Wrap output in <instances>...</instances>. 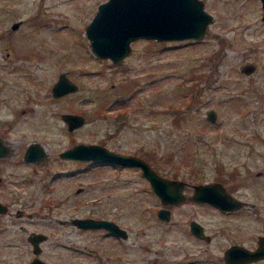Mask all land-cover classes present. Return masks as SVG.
I'll return each instance as SVG.
<instances>
[{
	"label": "rangeland",
	"instance_id": "1",
	"mask_svg": "<svg viewBox=\"0 0 264 264\" xmlns=\"http://www.w3.org/2000/svg\"><path fill=\"white\" fill-rule=\"evenodd\" d=\"M101 1L0 0V136L15 150L0 159V199L9 204L0 211V264L30 263L33 230L47 233L39 257L50 263L196 264L198 252H188L194 241L176 231L187 216L181 210L199 208L196 219L209 221L213 235L214 225L233 220L250 234L264 226L262 202L239 216L186 202L162 219L159 197L149 195L136 166L58 153L78 142L102 143L138 154L163 176L196 183L223 173L248 201L256 199L252 183L264 201L262 2L203 0L213 14L203 37H136L115 63L96 56L85 33ZM244 62L256 67L242 72ZM61 72L77 88L52 95ZM208 109L216 110L214 120ZM66 111L82 114L83 122L70 129ZM35 141L47 153L44 162L22 159ZM84 215L114 219L127 235L71 221ZM218 243L205 244L203 255L219 259Z\"/></svg>",
	"mask_w": 264,
	"mask_h": 264
},
{
	"label": "water",
	"instance_id": "2",
	"mask_svg": "<svg viewBox=\"0 0 264 264\" xmlns=\"http://www.w3.org/2000/svg\"><path fill=\"white\" fill-rule=\"evenodd\" d=\"M264 19V0H260ZM203 0H102L97 3L90 22L85 26L86 36L90 41V49L98 57H110L113 62L126 56L131 51L130 43L136 37L153 39H199L203 37L206 27L213 19V14L205 9ZM12 27L19 26V22H12ZM256 64L244 62L240 71L251 72ZM59 75L53 82L51 92L53 95H64L73 92L77 88V83L73 82L65 72ZM216 110L206 111V116L214 120ZM62 119L67 122L69 128H76L83 122V115L66 111L62 113ZM0 137V156L7 154L8 146ZM59 155L63 158L73 157L77 161H93L95 163L113 164L116 166H138L141 175H144L151 185V189L160 197L163 207L158 208L157 214L162 219L169 218V203L180 201L184 194L181 188L184 181L178 178L171 179L169 176L161 175L146 159L138 154H127L126 152H116L109 149L102 143L78 142L72 144L64 150H60ZM47 153L44 148L36 142H29L23 153L24 160H45ZM217 182H199L194 187L193 198L202 201H210L213 204H220L224 207L239 205L229 193L223 191ZM6 204L0 200V211H5ZM79 228H105L111 234L123 237L127 235V229L122 228L116 220L108 217L81 216L73 217L72 220ZM198 226H193L194 232L200 234ZM47 237L44 231L29 233L28 241L33 244L32 249L36 254L40 252V241ZM30 264H51L47 260L34 256ZM53 264V263H52Z\"/></svg>",
	"mask_w": 264,
	"mask_h": 264
},
{
	"label": "flooded vegetation",
	"instance_id": "3",
	"mask_svg": "<svg viewBox=\"0 0 264 264\" xmlns=\"http://www.w3.org/2000/svg\"><path fill=\"white\" fill-rule=\"evenodd\" d=\"M59 96H61V95H59ZM0 137L4 141L3 144L5 143L8 146L7 154H5V156H0V159H3L7 155H9L10 152H13L15 150H13V148H12V146H11V144L9 142H6V140H4V138L2 136H0ZM36 142L37 141H35L34 143H36ZM46 158H47V155L45 157V160H36L34 162L35 163L37 161H43L44 162V161L47 160ZM22 159H23V156H22ZM92 163H95V162H92ZM95 164H99V163H95ZM106 165H110V164H106ZM121 166H127V165H121ZM132 166H135V165H132ZM132 166H128V167H132ZM136 167L138 168V166H136ZM139 171H140V169H139ZM222 174L223 173H218L213 178H208L206 180L198 181L196 183L193 182V181L191 182L190 180H188L186 178L182 179L181 177H178L177 175L176 176L174 175L172 177L169 176L171 179L178 178V179L184 181V185L181 188V191H182V194H184V197L180 201H177V202H175L173 204L169 203V204L166 205V206L169 207L168 208L169 209V211H168L169 212L168 213L169 218L173 217V210L176 207L183 209L182 206H184L183 204H185L186 202H189V204H191V203L195 204L196 207L200 206V205L203 208L211 207L217 213L219 212L220 214H225V215H229L230 214L231 216H233V215H235V216L238 215L239 216L241 214V212L246 211L250 207H255V204L257 202L259 204L261 202L264 203V201L262 199L263 191H261L260 189L259 190L258 189L254 190V187H253L252 183L250 184L252 189L250 190L251 192L249 193V195L254 197V198H256V199H252V200L248 201L245 198L241 197L242 192L241 191L238 192L240 189L237 190L241 186V184H237L236 185L235 181H233V179H229L228 177L227 178L223 177ZM140 175H141V173H140ZM141 176L144 177V179L147 182L146 185L149 186L147 188V190L149 192V195L159 197L156 194V192L151 189L152 187H151V185H149L148 179L144 175H141ZM208 181H212V182H216V183L218 182L219 183L218 184L219 187H221L223 189V191L226 192L227 194L229 193V195L232 198H234V200L239 202V205L237 207H235V206L224 207L223 205L221 206L220 204H218V205L217 204H213V202H210V201L206 202V201H202L200 199H194L192 197L193 196V192H194V187L199 182L206 183ZM5 204H6L7 208H8L9 204L8 203H5ZM160 207H163V205L161 204V206H159V208ZM7 208H6V210H7ZM261 208L264 209V205H262ZM157 211H158V208L156 210V215L158 216ZM181 212L185 213V215H187V216H186V218H184V222L180 221L183 226L181 225V227H178L176 229V231H178L177 234H179L183 230V233L186 236H190V237H188V239H191V240L194 241V243H195V246H193L194 248L189 249L188 252L190 251V252L194 253V255L197 254V252H198L199 259L196 262V264H264V226H263V228L260 231L255 232V234H250L249 233V227H247L248 226L247 224L244 225V226H241V221H240V223H238V221L233 220L232 222L230 221L229 223H227L228 226L227 225L225 226V224H223V223H221V225L219 227L214 225L215 229H216L215 231L219 232V234L218 233H214V235H215L214 236L213 233H211L212 231L210 232L208 230V227H210V225L208 224L209 221L208 222H204L203 220H200L198 218L196 219V216H197L196 214H197V212H199V208H197V209L193 208V211L192 210H190V211H185V210L182 211L181 210ZM176 221H177V219H176ZM176 221H172L174 223L171 226H175L176 225ZM242 223H245V222H242ZM198 225L200 226L199 229H198L200 234L199 233L196 234V232H194V230L192 229L193 226H198ZM89 229H91V228H89ZM103 229H105V228H103ZM105 230H107V229H105ZM230 231H232L233 236L228 237V233ZM106 233H109L113 237L117 236L115 234L114 235L111 234L110 230H107ZM120 238H123V237H120ZM210 241H215V243H218V242L221 241V243H224L223 246H221L220 249H219V251H221L219 259L218 258L216 259V257H214V256H210V258H206L203 255L205 253L206 249H208V246H205V244L209 243ZM218 244H220V243H218ZM209 250H211V249H209ZM209 250H208V252H209ZM40 251H41V246H40ZM211 253H212V251H211ZM35 256L39 257V254H36ZM180 263L181 264H190V262L189 263L188 262L185 263V260L180 261ZM53 264H55V263H53Z\"/></svg>",
	"mask_w": 264,
	"mask_h": 264
}]
</instances>
